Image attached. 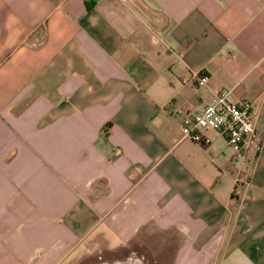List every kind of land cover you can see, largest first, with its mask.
Wrapping results in <instances>:
<instances>
[{
    "label": "crops",
    "instance_id": "1",
    "mask_svg": "<svg viewBox=\"0 0 264 264\" xmlns=\"http://www.w3.org/2000/svg\"><path fill=\"white\" fill-rule=\"evenodd\" d=\"M222 93L258 153L184 136ZM151 237L264 264V0H0V264H147Z\"/></svg>",
    "mask_w": 264,
    "mask_h": 264
},
{
    "label": "built area",
    "instance_id": "2",
    "mask_svg": "<svg viewBox=\"0 0 264 264\" xmlns=\"http://www.w3.org/2000/svg\"><path fill=\"white\" fill-rule=\"evenodd\" d=\"M209 78L207 73H200L198 84H206ZM211 130L224 135L238 157H245L249 151L258 153L262 147L253 103L248 99L232 101L222 93L200 111L183 116L182 131L185 137L206 143L210 141L208 132Z\"/></svg>",
    "mask_w": 264,
    "mask_h": 264
},
{
    "label": "rangeland",
    "instance_id": "3",
    "mask_svg": "<svg viewBox=\"0 0 264 264\" xmlns=\"http://www.w3.org/2000/svg\"><path fill=\"white\" fill-rule=\"evenodd\" d=\"M164 237H151L150 240H152L151 246L147 247L146 249L140 250V254L143 253L144 256V261L148 262L147 264H157L159 261L158 259V252H157V247L161 243ZM142 256V255H141Z\"/></svg>",
    "mask_w": 264,
    "mask_h": 264
},
{
    "label": "trees",
    "instance_id": "4",
    "mask_svg": "<svg viewBox=\"0 0 264 264\" xmlns=\"http://www.w3.org/2000/svg\"><path fill=\"white\" fill-rule=\"evenodd\" d=\"M88 7H91V4H90V2H88Z\"/></svg>",
    "mask_w": 264,
    "mask_h": 264
}]
</instances>
